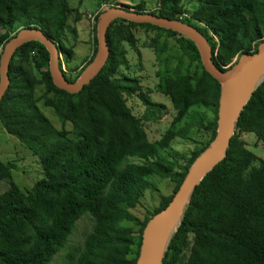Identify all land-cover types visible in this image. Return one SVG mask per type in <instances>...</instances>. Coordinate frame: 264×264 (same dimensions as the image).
<instances>
[{"label": "trees", "instance_id": "trees-1", "mask_svg": "<svg viewBox=\"0 0 264 264\" xmlns=\"http://www.w3.org/2000/svg\"><path fill=\"white\" fill-rule=\"evenodd\" d=\"M138 1L128 8L196 28L209 42L220 70L229 69L225 67L243 54L257 52L264 42V0H203L189 16L184 15L182 0H159V9L150 12L144 10V0ZM105 11L97 15V23ZM72 13L69 0H0V59L19 31L39 27L69 61L73 53L63 38ZM97 26L93 55L77 78L96 54ZM136 27L157 31L156 39L175 37L182 54L162 58L168 39L156 45L163 65L156 90L170 98L176 112L158 142L148 140L142 124L158 119L165 105L144 94L137 79L116 76L126 63L121 43L136 48ZM107 40L110 56L105 67L76 94L54 85L50 54L40 42L23 45L11 61L0 124L38 158L45 177L32 189L23 191L12 184L0 194V264H51L85 215L92 217L93 229L80 250L69 251L66 264H136L147 223L169 205L193 162L216 136L221 86L205 71L191 40L122 19L112 23ZM63 74L70 82L77 80ZM41 85L45 90L37 98L35 90ZM137 93L146 105L140 118L127 105V98ZM41 100L54 111L61 129L42 112ZM195 105L214 107L215 117L208 125L211 142L176 171L160 153L180 135L187 138V129L177 127ZM243 133H254L264 143V82L242 112L226 158L193 192L163 264H264V160L253 165L257 157L246 148ZM130 158L140 162L131 163ZM10 163L0 162V181L12 179L16 167ZM153 176L173 180L174 194L163 197L150 218L141 222L132 210L152 190ZM125 221L141 226L139 234L123 226Z\"/></svg>", "mask_w": 264, "mask_h": 264}, {"label": "rangeland", "instance_id": "rangeland-1", "mask_svg": "<svg viewBox=\"0 0 264 264\" xmlns=\"http://www.w3.org/2000/svg\"><path fill=\"white\" fill-rule=\"evenodd\" d=\"M203 0H182L184 15L189 16L200 5ZM73 9L70 15L67 29L64 33V46L72 50V57L67 61L66 57L60 55L62 70L71 79L77 78L85 64L90 60L94 52V27L98 23L92 22L89 15H94L100 10H109L111 7L120 5L135 7L139 3L137 0H69ZM145 11H157L159 0H144ZM80 16V18H78ZM14 29V27H13ZM136 40V48H132L127 42L121 43L125 51L126 63L118 70L117 77H131L139 81L143 93L149 95L155 103L165 105L166 109L160 114L158 119L143 122V128L150 142H158L170 127L176 112L169 97L157 92L156 87L160 80V71L163 68L161 60L158 58L156 45H161L168 39V50L162 56H181L180 49L175 37L162 35L156 39L157 31L140 27L133 29ZM141 53V57L138 55ZM237 58L225 68L233 66ZM186 61V60H185ZM177 62H173L175 67ZM39 75V74H37ZM79 78V77H78ZM77 78V79H78ZM44 86H38L35 96L41 97L44 93ZM150 91V93H149ZM127 105L132 113L140 118L146 111V105L140 98V93L127 98ZM38 106L42 112L55 124L58 129L63 127L51 108H47L41 100ZM214 107L195 105L188 115L178 125L177 129H187L186 137L183 135L175 138L165 150H162L160 157L170 161L175 165L176 171L186 166L191 155L201 150L206 144L211 142L212 132L208 128L210 122L214 120ZM67 129H71L67 125ZM241 139L245 142L246 148L256 155L253 165L258 166L264 160V143L258 139L254 133H243ZM0 162L14 164L16 169L12 173V179L3 180V189L8 190L12 184L17 185L21 190L32 189L35 182L44 178L43 170L39 160L34 156L16 137L10 135L0 124ZM131 163H139L137 159L129 160ZM152 190L147 191L142 203L132 210L134 215L144 222L150 218L152 212L159 207L163 197L174 194L175 182L170 178L153 176L150 179ZM1 192V191H0ZM93 219L89 215L83 216L76 225V228L68 240V244L62 252L57 254L51 264H66L65 259L70 250H80L84 244L86 236L93 229ZM123 226L132 228L139 234L140 227L133 221H125ZM185 264V263H181Z\"/></svg>", "mask_w": 264, "mask_h": 264}, {"label": "water", "instance_id": "water-1", "mask_svg": "<svg viewBox=\"0 0 264 264\" xmlns=\"http://www.w3.org/2000/svg\"><path fill=\"white\" fill-rule=\"evenodd\" d=\"M136 24H150L176 32L197 47L205 71L221 86L216 136L210 146L202 152L190 167L172 201L161 212L153 216L143 231L142 244L136 264H163L169 244L178 231L196 187L227 156L231 140L236 133L238 121L254 92L264 82V42L257 52L243 54L226 71L217 68L213 61L212 48L207 39L194 27L181 20L168 19L150 13H137L128 6L120 5L105 11L97 26V51L79 78L68 81L60 68L61 48L39 27L24 28L9 40L0 59V101L9 86L11 61L17 50L29 42H40L50 54V73L54 85L70 94H76L90 84L105 67L110 47L107 33L116 20ZM178 222L174 231H165L168 225Z\"/></svg>", "mask_w": 264, "mask_h": 264}, {"label": "built area", "instance_id": "built-area-1", "mask_svg": "<svg viewBox=\"0 0 264 264\" xmlns=\"http://www.w3.org/2000/svg\"><path fill=\"white\" fill-rule=\"evenodd\" d=\"M133 10H134V9H133ZM101 11H102V10L97 11V13H95L94 15H89V18L92 19V22H94V24L97 23V21H96V17H97V15H98ZM185 16H186V15H185ZM214 37H215L216 40H218L216 36H214Z\"/></svg>", "mask_w": 264, "mask_h": 264}, {"label": "bare ground", "instance_id": "bare-ground-1", "mask_svg": "<svg viewBox=\"0 0 264 264\" xmlns=\"http://www.w3.org/2000/svg\"><path fill=\"white\" fill-rule=\"evenodd\" d=\"M177 224H178V222H176L175 224H170V225H168L167 227H166V229H165V231H169V232H173L174 231V229H175V227L177 226Z\"/></svg>", "mask_w": 264, "mask_h": 264}, {"label": "crops", "instance_id": "crops-1", "mask_svg": "<svg viewBox=\"0 0 264 264\" xmlns=\"http://www.w3.org/2000/svg\"><path fill=\"white\" fill-rule=\"evenodd\" d=\"M3 180L2 181H0V194H2L3 192H5V190H2L3 189ZM5 186V185H4ZM6 191H7V189H6Z\"/></svg>", "mask_w": 264, "mask_h": 264}]
</instances>
